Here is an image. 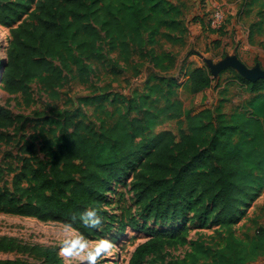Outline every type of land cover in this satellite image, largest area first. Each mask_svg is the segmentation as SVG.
<instances>
[{"label": "trees", "instance_id": "trees-1", "mask_svg": "<svg viewBox=\"0 0 264 264\" xmlns=\"http://www.w3.org/2000/svg\"><path fill=\"white\" fill-rule=\"evenodd\" d=\"M244 4L248 13L257 10L261 17L250 31L253 42L255 33H264V0ZM187 9L184 0H0L1 25L28 14L10 29L7 56L0 61V85L10 94L27 97L31 83L39 81L57 97L68 73L84 82L94 72L91 60H101L105 40L111 51L118 52L117 60L109 62L124 61L137 75L141 63L133 64V59L135 55L147 58L153 50L148 45L160 38L185 44ZM175 60L169 55L153 58L162 71L173 68ZM232 74L233 81L250 93L232 113L210 107L186 110L175 95L176 81L167 75L149 81L130 98L118 91L80 98L83 106L102 99L99 106L104 110L103 102L114 94L112 104L125 101L126 110L103 111L106 116L98 117V126L79 110L47 119L52 127L40 136L44 157L23 146L28 156L13 178V188L0 183V212L58 221L84 237L96 238L105 235L116 218L105 207L109 192L131 179L142 218L162 227L131 215L122 222L147 237L136 246L128 264H147L152 255L165 259V247L187 244L189 217L217 226L216 231L222 229L221 240L209 242L199 236L183 258L162 264H251L263 257L264 225L249 238L237 237L233 227L249 199L264 188V77ZM188 81L190 93L198 94L213 87L214 79L205 67L196 66L189 71ZM114 114L117 117L110 119ZM172 120L177 121L178 134L160 129ZM17 121L24 128L29 119L14 117L0 105V129ZM11 138L0 131V139ZM27 178L30 184L23 185ZM93 208L102 223L85 227L79 215ZM0 250L28 251L43 257L45 264H64L55 248L21 247L8 237L0 239ZM0 264L25 263L0 260Z\"/></svg>", "mask_w": 264, "mask_h": 264}, {"label": "rangeland", "instance_id": "rangeland-1", "mask_svg": "<svg viewBox=\"0 0 264 264\" xmlns=\"http://www.w3.org/2000/svg\"><path fill=\"white\" fill-rule=\"evenodd\" d=\"M184 1L188 5V9L184 12V19H186L190 10L195 7V2L193 0ZM244 1L239 0L236 3V0H214L212 4L202 8L203 10L199 9L196 18L202 19V21L200 20L202 27L192 29V33L194 32L192 39H189L187 33L184 45H174L157 37L156 39H159L157 43L147 46V49H153L147 58L139 59V56L135 55L133 64L141 63L137 75L134 74L133 66H127L124 61H118V65L109 62L112 59L117 60L118 52L111 51L105 40L102 42V50L99 53L102 57L101 60H91L94 72L84 82L80 81L75 74L68 73L62 87L58 89L59 96L57 97L46 92L39 81L31 83V90L27 97L22 94H10L4 90L3 85H0V105L7 108L14 117L22 116L29 119L24 128L22 122L18 121L15 126L0 129L5 135L12 137L11 140L0 139V183L13 188V178L20 171L28 156L23 146L32 147L35 155L44 157V153L41 151L40 136L42 135L41 131L52 127L51 122L46 123L47 119L57 120L59 115L66 110L70 112L79 110L80 113H87L86 118L91 119L98 126L100 123L98 117L106 116L103 111L115 112L116 108L126 110L127 102L125 101L120 100L115 105L112 104L114 94L103 102L104 110L99 106L102 99L97 103L94 101L95 103L80 105V98L94 96L95 92L107 93L110 91L116 93L118 91L130 98L135 91L139 92L143 89L149 81L159 78L161 75H167L176 81L175 95L183 101L186 110H201L210 107L232 113L249 99L250 93L245 91V87L241 86L239 82L233 81L232 76H229L228 73H217V76L213 78V87L203 93L191 94L188 81L189 73L183 71L187 68L185 59L194 58V54L218 58L222 49L216 48L215 41L220 38V41L226 42V45L234 51L242 50L244 48L243 42L248 45L247 40H249L252 25L259 23L261 17L257 10L248 13L249 8L245 7ZM218 5L223 6L227 17L226 24L221 30L211 28L209 23L213 9ZM27 16V13L24 14L21 19L11 22L8 26L0 24L1 62L7 56L11 38L10 29L17 26ZM232 20L235 25L231 31L228 27ZM198 24L200 25L199 21ZM236 25L239 26L241 38L238 36L239 31L235 30ZM254 29L257 31L256 27ZM242 54L241 58L247 64L250 66L259 65L264 71V33L261 35L255 33L253 42H250L248 49L244 48ZM163 55H169L176 59L175 65L168 71H162L154 66L153 58ZM196 59L199 58L196 57ZM193 62L194 60L191 61V63ZM165 63L169 64L168 62ZM190 68L188 67V70ZM248 76L253 77L254 74L251 73ZM108 85H111L109 89L106 88ZM135 114L141 113L137 111ZM116 117L117 114H114L110 119ZM160 129H171L175 133H179L176 120L164 124ZM31 155L32 153H29V156ZM28 184H30L29 178L23 181V185ZM131 184V179H127L114 186L109 192V201L105 207L116 218L109 228L110 230L103 236L84 237L72 227L58 221L0 212V239L3 237L14 239L21 247L26 248L33 246L55 248L62 256L64 264H88L87 256L89 255L96 257V264H128L136 246L146 240L147 237L131 230L128 226H123L122 222H127V217L131 215L137 216L141 222H147L152 227H162L161 224H156L152 219L144 220L142 218V214L135 205ZM192 219L189 217L187 220L189 227L188 243L165 247L162 254L165 259L159 255H152L148 258L147 264H162L171 258H183L192 250L194 241L199 236L209 242L219 243L221 240L219 239V232L222 229L216 231L217 226L202 225ZM262 225H264V188L249 199L243 214L234 224L233 231L239 238H249ZM62 249H66L69 254L66 255ZM0 260H20L25 264H45L43 257H38L28 251L0 250ZM251 264H264V256Z\"/></svg>", "mask_w": 264, "mask_h": 264}, {"label": "crops", "instance_id": "crops-1", "mask_svg": "<svg viewBox=\"0 0 264 264\" xmlns=\"http://www.w3.org/2000/svg\"><path fill=\"white\" fill-rule=\"evenodd\" d=\"M193 1L195 2V7L190 10L189 15L185 19V23L189 29L188 30L189 39H192V37H193L194 32L192 33V29H194V27H196V28L202 27L201 26L202 22H200V20L202 21V19L198 20V18H196V15L199 13V9L203 10L202 8H204L205 6H207L209 4H212L214 0H206L205 2H201L200 0H193ZM237 1H239V0H236V3H237ZM194 16H195V18H194ZM193 19H194V21H193ZM198 21H199L200 25L198 24ZM234 25H235V23L232 20L228 29H230L232 31L233 30L232 28H234L233 27ZM235 27H236L235 30L237 29L239 31L238 36L241 38L239 26L236 25ZM190 30H191V32H190ZM220 40H221V38L218 39L217 41H215L216 48L222 49L218 58H212V56H206L204 54H198V53H197L198 55L194 54L193 55V56H195L194 58L191 57V58L185 59V61L187 62V68L183 72L189 73L188 71L191 70L193 67L202 66V67H205L209 71V73L211 74V76L213 78L217 76V73H228L229 76H233L232 73L236 72V73H240L246 77L248 76V74H251V73L254 74L253 77L260 76L264 73L263 69L259 65L250 66L249 64H247L244 61L243 58H241V55H243L242 52H243L244 48L248 49V45L250 44L249 40H247L248 45L244 44V42H243L244 48L242 50L240 49V50H235V51L230 46L228 47L226 45V42H223ZM196 57H198L199 59H196ZM192 60H194L193 63H191ZM188 67H191V68L188 70ZM188 77H189V75H188ZM231 79H233V78L231 77ZM213 84H214V81H213ZM201 93H203V92H201ZM18 94H21V93H18Z\"/></svg>", "mask_w": 264, "mask_h": 264}, {"label": "clouds", "instance_id": "clouds-1", "mask_svg": "<svg viewBox=\"0 0 264 264\" xmlns=\"http://www.w3.org/2000/svg\"><path fill=\"white\" fill-rule=\"evenodd\" d=\"M73 219H77V217H73ZM79 220L84 223L85 227H91V228H97L102 223V217L97 212L96 209H89L83 211L79 215ZM62 251H65V254H69L66 249H62ZM88 264H96V257L89 255L87 256Z\"/></svg>", "mask_w": 264, "mask_h": 264}, {"label": "built area", "instance_id": "built-area-1", "mask_svg": "<svg viewBox=\"0 0 264 264\" xmlns=\"http://www.w3.org/2000/svg\"><path fill=\"white\" fill-rule=\"evenodd\" d=\"M227 17L222 5L215 6L210 16V26L215 30H219L226 24Z\"/></svg>", "mask_w": 264, "mask_h": 264}, {"label": "water", "instance_id": "water-1", "mask_svg": "<svg viewBox=\"0 0 264 264\" xmlns=\"http://www.w3.org/2000/svg\"><path fill=\"white\" fill-rule=\"evenodd\" d=\"M249 75V74H248ZM244 76V75H243ZM260 76H263L264 77V74H262V75H260ZM260 76H257V77H250V76H247V78H249V79H256V78H258V77H260ZM246 77V76H245Z\"/></svg>", "mask_w": 264, "mask_h": 264}]
</instances>
